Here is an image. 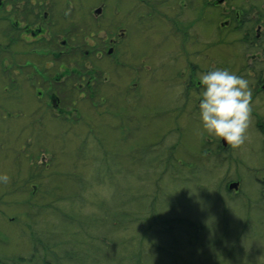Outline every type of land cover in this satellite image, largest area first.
Wrapping results in <instances>:
<instances>
[{
    "label": "rangeland",
    "instance_id": "obj_1",
    "mask_svg": "<svg viewBox=\"0 0 264 264\" xmlns=\"http://www.w3.org/2000/svg\"><path fill=\"white\" fill-rule=\"evenodd\" d=\"M20 1L7 0L13 4L12 8L2 7L3 11H0V176L6 174L9 177L8 183L0 181V251L9 250L2 257L7 258L9 264H16L11 255L32 251L36 248V244L42 246L44 242L51 240L48 229L52 231L53 238L56 239H61L60 234L68 237L67 230L76 233L73 235L85 233L84 228L93 232L92 225L91 228L89 225L83 226L81 221L76 222L75 219L73 226H67L62 219H59L61 217L57 216L56 212L68 213L69 208L83 217L82 219L93 216L92 219L110 220L109 212H112L111 216L114 217L128 206L129 200H133L136 203L146 204L140 203L143 207L140 208L141 213L136 217L140 215L142 217L137 222L143 228L150 225L145 234L148 238L144 242L150 243L152 238L162 245L160 251H156L155 254L162 258L164 264H264V200L259 193V185L256 186L251 179L252 176L259 181L260 170L264 171V136L259 138L261 152L250 161L251 156L248 155L250 150L247 147L251 149L253 143L257 142L256 130L250 123L245 144L238 149L229 150L228 154L234 155L233 158L239 156L240 159L251 163L254 168L248 170L240 165L241 177L238 174L233 176L232 173L227 175L224 172L227 163L219 149L221 139L210 135L203 128L199 109L201 95L192 86L199 80L201 73L227 69L247 79L252 90V78L248 73H254V70H250L252 62L248 59L254 58L253 53L256 47L250 53L235 51L234 57L226 59L230 56L231 49L239 48L244 43L249 44L245 35L237 33L232 35L230 40L228 35L221 32L217 41L208 40L214 35L215 29L202 26L203 22L198 16L201 8L198 6L196 12L192 9L190 12L188 0H177L173 4L161 7L158 5L164 0H148L144 2L141 13L138 10L130 12L128 10L130 3L125 0V3L119 0H72L71 2L32 0L35 3L31 0H22L23 8L27 10L55 9L57 13L65 15L70 10L68 6H72V13L75 12L78 15L83 12L84 18L81 21L86 28L79 38H73L72 29L68 28L71 38L67 40L65 46L71 45L70 50L75 49H71L73 46H80L88 51L101 47L108 52L111 59L107 58L104 61H110V63H99L93 55L91 61H96L101 68L108 71L110 80H106L104 85L116 86L115 93H118L115 101L120 106V110L124 112L122 100L126 93L133 96L130 114H138L139 118L134 122L123 113L126 115V122L129 120L130 123L135 124L131 128V133L126 134L125 123L118 122V118H114L111 114L112 105L96 91L90 98L76 96L82 100L81 102L70 98L74 99L76 106L63 99L62 103L69 105L64 114H57L50 107L53 118L49 115L51 110L45 103L46 98L42 104L29 101L27 95L24 96L26 101H20L21 95L19 97L18 93L26 94L27 86L17 92L22 83L12 81L5 77L4 73L15 77L17 61L28 59L34 62L40 53L52 54L45 46L44 37L51 36L54 32H66L59 29L53 32L48 29V27L61 25L50 23L54 18L53 15L39 17L33 12L21 13ZM226 1L223 0V3ZM253 2L256 3V0ZM230 3L232 7L243 4L241 0H230ZM99 8H102L100 13L97 12ZM115 12L116 16H113ZM18 18L24 24H29L28 27L19 29L20 33L21 31L24 33V29H29L32 34L37 33L39 39L27 41V44H19L15 37V27L18 28V24L12 23ZM48 21L49 25L46 26ZM220 25L221 21L216 27L220 28ZM197 27L202 37L198 35ZM7 38L14 40H6ZM182 38H185L183 44ZM239 38H244L240 39L239 44L233 41ZM59 41L62 40L57 33L53 42ZM63 49L64 53L60 60L51 61L53 66L45 70L44 76H38L31 69L29 75L23 71H21L22 74L18 72V79L21 82H29L31 78L46 81L50 90L71 89V83H58L56 80L58 67L61 64L74 66V61L70 60V57H74L73 52H66L65 47ZM212 53L222 58L214 57ZM257 53L262 57L261 50ZM48 60L50 61L49 57ZM43 67L44 64L38 65L37 70H42ZM98 74L99 72L93 73L92 81L98 80ZM132 81H137L136 87H128ZM92 85L95 89V82ZM3 88L8 94H3ZM135 88L143 89L147 93V98L145 100L143 97L140 98L137 92L129 93ZM251 93L252 118L253 111L260 113L259 115L264 112V97L256 99L253 97L256 93ZM121 95L122 100L118 98ZM127 98H129L128 95ZM256 105H259L261 110H258ZM103 115L106 120L108 119V124L100 121ZM54 116H60L62 119H54ZM78 119L81 126L74 127L73 124ZM252 124L255 125V123ZM167 133L170 134L166 137L170 136L174 142L179 143L174 154L175 161L176 158L183 160L184 165L189 167V154H194L202 159L201 163H206L208 169L205 168L202 172L197 171L198 176L195 177L194 184L186 185L184 180L177 179V186L188 194V196L179 194L183 202L178 200L173 202L172 200L176 199L172 194V199L169 198L170 203L163 204L159 201L158 203L156 198L165 200L167 195L164 192L155 195L154 200L157 204L149 200L150 196L146 203L143 193L148 194L150 188L141 185L142 182L135 183V175L129 177L126 173V171L131 173L132 170L128 152L133 148L137 149L136 147L141 143H144L145 147L151 145ZM62 134L66 142L56 140V138L62 139ZM125 135L128 137L125 138ZM95 136L104 139L106 147L113 154L111 160L106 158L116 169L112 177L128 182L131 180L133 193L134 188L143 192L138 194L139 200L131 196H129L131 199L125 198L126 191L129 192L130 188H127L124 181L122 185H116L117 183L109 174L104 175L102 172L104 166L100 169L90 168L84 163H89L91 158L79 157L77 148L83 145L81 140H86L87 137L95 138ZM205 139L210 143L206 152L212 151V148L214 150L216 145L220 153L214 150L213 153L208 152L203 157L200 146ZM164 146L170 147L168 140L165 141ZM140 147L137 149V163L141 162ZM149 153L150 156L146 154V164H152L153 152ZM168 153H165L166 160L162 161L164 180L172 175ZM90 164L93 167L94 163L90 162ZM83 167H86L88 174L85 182L87 188L83 189L79 197H74L75 192H81V185H77L74 171ZM158 169L159 163L155 164L149 175L144 174L142 178L146 179L145 184L152 183L147 177ZM236 178L241 182L237 185L240 186V190L242 187L240 193L243 195L233 196L227 206H224L219 186L225 185L224 183L229 179ZM155 183L160 186L161 180L158 179ZM174 192L178 194L177 190ZM59 197L60 199H57ZM154 206L157 212H162L166 218L171 216L187 218L190 217L188 214L190 213L195 217L193 219L202 225V228L205 227L206 232L202 233L203 230L200 229L202 236L196 242L191 241L192 233L181 228V224L172 226L171 234H165L169 223L166 221L164 223V219L161 222L156 221V217L151 212ZM184 206L187 207L188 213L184 211ZM222 213H224V220H221ZM153 225L159 228L155 229ZM132 227L129 226L128 231L121 230L118 233L120 240L132 237L128 235ZM156 234L162 236L159 237ZM176 238L180 243L173 246L172 240ZM22 241L24 242L20 247L18 243ZM167 250H170L169 255ZM246 254H250L252 260L246 258ZM163 255L167 258L164 259Z\"/></svg>",
    "mask_w": 264,
    "mask_h": 264
},
{
    "label": "trees",
    "instance_id": "obj_2",
    "mask_svg": "<svg viewBox=\"0 0 264 264\" xmlns=\"http://www.w3.org/2000/svg\"><path fill=\"white\" fill-rule=\"evenodd\" d=\"M68 1H72V0H68ZM122 3L128 2L130 3V5L128 6V10H130V12L136 11L138 10L141 13V9L142 6L145 5L144 2H147L148 0H119ZM177 0H164L161 1V6H167L170 4H173L174 2H176ZM243 1V5H247L246 0H242ZM217 0H188V7L189 10L191 12V9L196 12L198 6L201 8V11L199 12L198 16L200 17L199 20H202L203 23H207V24H213V26H217L219 24V20L221 19V14L224 10V8L228 9V10H232L234 7H232L230 4H228L227 7H225V5L223 4H218ZM245 6H241V9H239L240 11H245ZM122 7V6H119ZM139 7V8H138ZM238 10V9H237ZM252 10V9H250ZM112 12V11H111ZM235 12L236 10H233L231 13L233 16H235ZM113 16H116V12L113 14ZM218 21V22H217ZM75 26L80 27V29H84L86 28L85 25H81V24H75ZM215 32L214 35L212 36V38L210 40L213 41H217L218 37L220 35L221 32H230V29L228 27H224L220 25V28H214ZM15 31V29H13ZM234 31L237 32H241L243 33L242 30L234 28ZM197 32L198 35H200L202 37V34L199 32L198 27H197ZM17 31H15V37L17 38L16 41L18 42L19 39V35L16 36ZM244 34V33H243ZM226 35V34H225ZM245 35V34H244ZM252 36V34L250 35V37ZM230 38V37H229ZM184 39L182 38V44L184 43ZM232 38H230L231 40ZM240 39H244V38H239V39H235L233 41L237 42L238 44L240 43ZM245 39L248 41L249 37H247V34L245 35ZM253 40H255V36L253 33ZM6 40H11L13 41L14 39H10L7 38ZM181 44V45H182ZM261 45V44H260ZM46 48H51L50 45H46ZM237 49V50H236ZM236 49H231V54L228 58L230 57H234L236 55L235 51H241L242 53H244V51H247V53L252 52V50L254 49L253 46L251 44H241V46L239 48L236 47ZM262 51V57H264V48L261 50ZM214 57H220L222 58L220 55L214 54L212 53ZM91 56L92 54L88 52V54L86 55V53L83 51L82 55L79 56V58L81 59H89L91 60ZM42 58L48 57L47 55H41ZM111 59L110 56L108 55H104V57H102V59ZM200 59H203V57H200ZM31 61V60H30ZM248 61H251L252 63L250 70L252 71V69L254 70V73H248V75L251 76L252 78V83H251V87L252 90L251 92H253L256 89V69L258 70H262L264 69V61H259L253 58L248 59ZM48 62V68H50V63L53 62H49V61H39L38 58H36V61L34 62H28V59H24L22 61H17L15 63L16 68L14 70L15 73V77H12L9 73H4L5 77L10 78L12 81L15 82H19L22 83L21 85H19V90L17 92H19L20 90L22 91L23 88L25 86H27L25 88V93H18L19 97H20V101L24 100V96L27 95L28 100L29 101H33L35 102V104H42L45 100V103L48 105L49 110H51V112L49 113V115L53 118V111L50 108L49 105V95L51 93H53L54 89L50 90L48 87V84L46 83V81H42L39 79H34L31 78L29 80V82H21L18 79V72L21 73V71H23L26 74H30L29 72L31 71V69L34 71L35 74H37L38 76H44L45 75V70L48 69L46 67ZM99 62V61H98ZM99 63H105V62H99ZM116 63V62H115ZM44 64V67L42 70H37V66ZM252 65H256L253 66ZM248 69L245 67V70ZM248 71V70H246ZM22 74V73H21ZM106 78L102 75L98 76V80L95 79V90L98 93H101L107 100L108 103H110V105H112L113 111H112V115H114V118H118V122L123 121L125 123V127H126V134L127 133H131V128L134 127V123H130L129 120L126 122L125 121V116L127 115L131 121H134L136 119L139 118L138 114H130V107H132V103H133V96L130 94L126 93V96L123 98L122 100V95L118 96L119 99L122 100L123 106H124V112L123 110H120V106L117 105L115 99L117 98V93H115L116 91V86L113 84L112 86H106L104 85L106 83ZM39 82H43V83H39ZM65 83H71L72 84V88L67 90L64 89L63 91H61L64 95H62L63 99H66L67 101H70V103L72 105H75V103L73 102L74 99H70V98H75V100L77 102H81L82 100L79 98H76V93H77V89L74 88L73 86H75V79L71 78L68 79ZM136 87L137 86V81H132V83H130L128 85V87ZM196 90L199 91V95H201V91L202 89V85L200 84V80H198L197 82H195L192 85ZM43 88L44 90V97L42 99H39L37 96V89L38 88ZM87 89V88H85ZM195 90V91H196ZM3 94H8V92L6 91L5 88H3ZM137 92V96H140L144 98V100L147 98L146 94L143 89L140 90L138 88H135V90L129 92V93H135ZM71 93V94H68ZM128 97L130 98H127ZM93 95L89 96V92H87V95H85V98H90ZM16 97V96H15ZM79 97V96H78ZM26 101V99L24 100ZM63 102V100H62ZM100 103H102L100 101ZM64 105H67L65 103H63ZM104 104V103H103ZM146 104V101H145ZM76 106V105H75ZM123 113H125L126 115H124ZM136 113V112H135ZM147 114V113H146ZM105 116L103 115V117L100 119L101 122L108 124V119L106 120V118H104ZM109 117V116H108ZM54 119H62V117L60 116H54ZM74 127H79L81 126L80 124V119L75 121V124H73ZM89 131H91L89 129ZM94 132V131H92ZM65 134V133H64ZM64 134H62V139H57L56 140H61L63 142L65 141L64 138ZM170 133H167L164 135L163 138L159 139L157 142L152 143L151 145H148L145 147L144 143H141L140 146L136 147L137 149L140 147V155H141V162L137 163V149L133 148L131 150H129L128 152V157L130 158V163H131V173H127V175L129 177H131L133 174L135 175L136 179H135V183H141V185H144L146 187L150 188V191L148 194H145L143 192H139L137 190V188H134V193H133V189H132V185H131V180L128 182L126 180H122V179H115L112 177V175H114L116 169L112 166V163H110L108 160L112 159V153L111 151L106 147V144L104 142V139L99 138V136H95V138H89L87 137L86 140H81L83 141V145L77 148L79 157L81 158H91V160H89V163H84L86 166L90 167V168H95V169H100L103 168L102 166H104V170H102L103 174H109L110 177H112L115 182L117 183L116 185H122L123 181L125 182L127 188H130V191H126V197L127 199H131V198H137L138 199V194L143 193L144 196L146 197L145 202H148V197L150 196L149 200H152L154 203L157 204V202H162L163 204H165L166 202L170 203V199H172V194L174 195L173 198H175L176 200H172L173 202L181 201L183 202L184 200L181 198L182 196H188L187 192L184 191L182 188L180 189V187L177 186L176 181L181 180V181H185L186 185L189 183H193V181H195V177L198 176L197 171L202 172V170H205V168H207L206 163H201L200 161H202L201 158L197 157L194 154H189V167L186 165H184V161L180 160L178 158H176V161L174 160L175 156V152L178 149V142H174V139L169 137H166L167 135H169ZM262 136V134H261ZM259 136V138L261 137ZM128 136L125 135V138H127ZM168 140L170 147L166 148L164 146L165 141ZM264 140V139H263ZM209 141L208 140H203L202 144L200 146V152L201 155L204 157L205 155H207V153H213L214 150L216 149V145L214 146V150L212 148V151H207L206 149L209 146ZM221 145V144H219ZM219 148H221L219 146ZM149 152H153L152 153V164H146V154L148 153V155L150 156ZM168 153L169 156V162L171 164L172 167V175L170 176V178H168L167 180L163 179V172H164V167H163V162L166 156L165 153ZM238 152V151H237ZM258 152L256 151H249L248 155L251 156L250 161H252L253 158H255L256 154ZM222 156V155H221ZM234 156V155H232ZM231 155H229V157H225L224 161L227 163V168L230 167L231 165L233 166H244L243 168L245 169H250V168H254V166L251 163L246 162L244 159H237L236 157L233 158ZM247 156V155H245ZM106 158L108 160H106ZM128 160V159H127ZM222 160V157H221ZM129 161V160H128ZM90 162H93L94 165L92 167V164H90ZM187 162V160H186ZM223 162V161H222ZM159 163V169L151 172L150 176L147 178H150V180L152 181V183H150V185L146 183V179L142 178L144 176L145 173H147V175H149V172L152 170V168L155 166V164L157 165ZM223 165V164H222ZM163 168V170L160 168ZM219 166V165H218ZM86 168V167H85ZM84 167L79 169L77 168L74 173H75V180L77 185H81V189H80V193L75 192L73 194V196L75 197H79L81 193H83V189L87 188V185L85 184V182L87 181L88 177H87V170ZM227 168L225 167L226 170V174L228 175L227 172ZM200 169V170H197ZM208 169V168H207ZM241 174V173H240ZM239 176L241 177L242 175ZM228 178V176H227ZM259 181L256 179H254L251 176V179H253V181L256 183V186L259 185V193L262 195V193L264 192V171L260 170V174L258 176ZM161 180L160 186L156 185V181L157 180ZM149 180V179H148ZM107 181H109L107 179ZM233 181H239V179H229L227 180L224 184L225 185H221L220 187V192L222 193V204L224 206H227L228 202L230 201V198H232L233 196H235V194L233 193V190H230V183H232ZM198 182V181H197ZM241 183V182H240ZM197 184V183H195ZM175 187H174V186ZM220 185V184H219ZM178 191V194L174 192V190ZM242 190V187H241ZM166 193V197L165 200L161 199L159 200L158 198H156V194H163ZM172 192V193H171ZM35 193V192H34ZM77 193V195H76ZM182 194L179 195V194ZM95 194V193H94ZM135 194V195H134ZM129 196H131V198H129ZM154 197L156 198V201L154 200ZM170 198V199H169ZM262 198V197H261ZM57 199H60L57 198ZM64 201V199H61ZM139 200V199H138ZM248 200V199H247ZM250 200V199H249ZM248 200V201H249ZM263 200V199H262ZM171 201V203H172ZM158 202V203H159ZM134 203V204H133ZM144 204L142 202H138L136 203L133 200H129L127 202V207L123 210H121L117 215H115L114 217L111 216L112 212H109V216L108 218L110 220H105V219H101V218H96V219H92L93 216H89L86 217L87 219H82L83 217L78 216L77 213H75L74 211H72L71 209L68 208V213L67 212H61L60 214H58L56 212L57 216H60L67 226H73L74 219L76 220V222L81 221L83 226H93V232L90 229L84 228L85 233L80 234V235H73L76 233H72L69 230H67L69 233V236L67 237L66 235L60 234L61 235V239H56L53 238V234L52 231L50 229H48V234H50L51 236V240L49 239V241L44 242L42 244V246L39 245H35L36 248H34L32 251L26 252V253H21L18 255H11L12 259L15 261L16 264H164V261L162 260V258L158 255H156V251H160V248L162 247V245L160 243H158L157 241H154L152 238L150 243H146L144 242L146 238L145 234L148 231L150 225L146 226L145 228L141 227V224L138 223V219H140L142 216L140 215V217H136L137 215H139L141 213L140 208L143 207L141 206V204ZM146 205V204H144ZM182 205H184V203H182ZM181 205V206H182ZM185 205H187L185 203ZM148 208V207H147ZM151 212H153L154 216L156 217V221H163L162 219H164V223H169V226H165L166 227V231L165 234H171V232H173L172 230V226H179L181 228L186 229L189 233H192L191 235V241L192 242H196L198 239L201 238L202 233L206 232L205 227L202 228V225H200L197 221H195L193 217L190 213L187 212V207L184 206L183 209L186 213L189 214L190 217L187 218H183V217H172L171 218H166L165 215L162 212H157L156 206H154V209L151 208ZM149 210V208L147 209ZM249 210L251 211V208H249ZM222 218L221 220H224V213L221 214ZM250 216V215H249ZM166 218V219H165ZM193 219V220H189V219ZM250 218V217H249ZM229 220L231 219L230 217L228 218ZM166 221V222H165ZM131 223V224H129ZM129 226L130 228L132 227L131 232L128 233V235H131L132 237H126L123 238L122 240H120V237L118 236V233L121 230H125L128 231L129 230ZM155 229L159 228L158 226H155ZM209 226V225H208ZM29 228H27L28 230ZM200 229L203 230L202 233H200ZM54 232V231H53ZM158 235V234H156ZM83 236V237H80ZM159 237H161L162 235H158ZM77 237V239H76ZM195 238V239H194ZM9 241V240H8ZM23 242H19L18 245L20 247H22ZM36 243V241H35ZM173 246H176L178 243H180L179 239L176 238L174 240H172ZM145 244V246H144ZM44 246V247H43ZM115 247H118L117 249H113ZM9 250H7L8 252ZM169 255L170 250H167ZM173 251H177V250H173ZM7 252H3L0 251V264H9L7 258L2 257V255L7 254ZM110 258V259H109ZM163 258L166 259L167 257H165L163 255ZM246 258L252 260V256L250 254H246ZM11 260V259H10Z\"/></svg>",
    "mask_w": 264,
    "mask_h": 264
},
{
    "label": "flooded vegetation",
    "instance_id": "obj_3",
    "mask_svg": "<svg viewBox=\"0 0 264 264\" xmlns=\"http://www.w3.org/2000/svg\"><path fill=\"white\" fill-rule=\"evenodd\" d=\"M218 4H223L225 5V7L228 6V4L231 5L230 0H227L225 3H223V0H217ZM247 5H241V6H245V11H240L239 9H241V6H237L234 7L232 10H228L226 8H224L222 14H221V19L219 21H221V26L224 25V27H228L230 29V32H226L225 34L228 35V37L231 38L232 35L237 34V33H241V32H237L233 30L234 28L240 29L243 31V33L246 35L247 37H249V40L247 41L249 44H251L254 47H256V49H254V53L253 59L259 60V61H264V57H260V55L258 56L257 51H260L264 48V6L260 7L261 5H264V0H256V3L253 2V0H246ZM31 2L35 3L34 1L31 0ZM241 2L243 3V1L241 0ZM5 5V6H3ZM9 6V7H8ZM13 4L11 2H5V0H0V11L2 7H7V8H12ZM20 7H21V13H30L33 12L35 15H38L39 17H42V15H45V17L53 15L54 18L52 19V21L50 22L52 25L53 24H61L58 27H48L49 30L51 31H57L58 29L61 31H66V32H54L53 35L48 36V37H44L45 38V46L46 45H50L51 48H48L52 54L47 55L50 59V61L48 60V57L42 58L41 55H43L44 53H40L37 58L39 59V61H59L61 56L64 53V47L66 52L70 51L71 53L73 52V58L70 57L71 61H74V66L71 67L68 64H61L58 67V75L56 77L57 82H66L68 79L74 78L75 79V86H73L74 88L77 89V93L76 95L78 96H85L87 95V92H89V96L94 95L95 93V89L94 86L92 85V83L94 81L93 80V73H97L99 72L98 75L102 74L107 80L109 79V74L107 70H104L103 68L100 67V65L96 62V61H91L89 59H81L79 58L80 55H82L83 51L86 53V55L89 53H91L94 58L97 60H99V62H107L110 63V61H104L105 58L102 59V57H104V55H108L105 51V49L103 48H95L93 50H87V49H83L82 47L78 46V47H71L70 50L69 46H65V44L67 43V40H69L70 37V33L72 32L73 34V38H79L81 36V34L83 33L84 29H80V27L75 26V24H81L84 25L81 21V19L84 18V14L83 12L81 14H75L72 13V6H68L70 8L69 12L65 15H61L60 12H56L55 9L54 10H27L23 8V1H20ZM158 7H161V2L159 3ZM238 9V10H237ZM252 9V10H250ZM102 10V8L97 9V12L100 13ZM236 10L235 12V16L232 15V11ZM15 20V19H13ZM17 22L18 24V28L15 27L17 33L19 35H21V38L18 39V43H24L27 44V41H36L37 39H39V36H37V33H33L29 30V29H24V33L23 31L20 30L29 25V24H24L19 18L17 20H15L14 22H12L13 24H15ZM49 25V21L46 23V26ZM202 26H206V27H210V28H215L216 26H213V24H207V23H203ZM28 27V26H27ZM68 28H71V32L68 31ZM217 28V27H216ZM20 29V30H19ZM199 30V29H198ZM200 32V31H199ZM60 35V39L62 41H59L57 43L53 42V39L55 37L56 34ZM201 33V32H200ZM241 33V34H243ZM253 33L255 36V40H253ZM252 34V36L250 37V35ZM119 35V34H118ZM24 36V37H23ZM114 40V39H112ZM210 40V39H208ZM261 44V45H260ZM256 50V52H255ZM46 55V54H44ZM96 55V57H95ZM109 56V55H108ZM30 61V60H28ZM36 61V59H35ZM117 62V61H116ZM52 63H50V67H52ZM46 67L48 68V62ZM97 75V76H98ZM87 88V89H85ZM37 96L39 99H42L44 97V90L43 88H38L37 89ZM253 93H256V96L253 95L254 98H260V97H264V69L262 70H258L256 69V89L253 91ZM64 95L59 89H54L53 93H51L49 95V105L50 107H52L55 112L57 114H64L67 110V108H69V105H64L62 103V96ZM256 108L258 110H261V108L259 107V105H256ZM254 116L251 118V125L252 128L256 130V139L257 142L253 143V145L251 146V149H249L247 147L248 150L250 151H256V152H261V150L259 149V143H260V139L259 136H261L260 134H262V136H264V112L259 115L260 113H257L255 111H253ZM258 115V117H257ZM70 116V115H69ZM252 123H255V125H253ZM221 139V138H220ZM221 145H219L221 148V153L223 158L225 157H229L228 151L230 150H235L234 148H232L231 146H229L225 141H223L221 139ZM215 152L220 153L218 151V147L216 146ZM243 153H244V149H243ZM237 159H240L239 156H236ZM224 172L226 173V170H224ZM227 172L228 175L232 173L233 176H236L237 174L239 175L241 173V170L239 169L238 166H233L231 165L230 167L227 168ZM241 175V174H240ZM232 183H239V181H233ZM231 184V183H230ZM239 185L237 188H230V190H233V193L236 195H240V189H239ZM264 190V189H263ZM243 195V194H241ZM261 197L264 200V192L262 193Z\"/></svg>",
    "mask_w": 264,
    "mask_h": 264
},
{
    "label": "clouds",
    "instance_id": "obj_4",
    "mask_svg": "<svg viewBox=\"0 0 264 264\" xmlns=\"http://www.w3.org/2000/svg\"><path fill=\"white\" fill-rule=\"evenodd\" d=\"M200 117L203 128L221 138L234 149L247 140L251 121L252 93L247 79L227 69H215L201 73ZM8 183L9 177L0 176Z\"/></svg>",
    "mask_w": 264,
    "mask_h": 264
},
{
    "label": "water",
    "instance_id": "obj_5",
    "mask_svg": "<svg viewBox=\"0 0 264 264\" xmlns=\"http://www.w3.org/2000/svg\"><path fill=\"white\" fill-rule=\"evenodd\" d=\"M231 186L233 187V186H235V184H232Z\"/></svg>",
    "mask_w": 264,
    "mask_h": 264
}]
</instances>
